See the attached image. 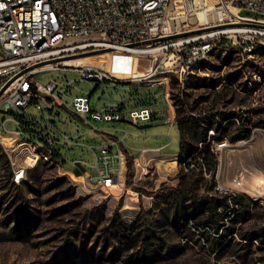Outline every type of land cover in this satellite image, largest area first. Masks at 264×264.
Returning <instances> with one entry per match:
<instances>
[{
    "label": "rangeland",
    "instance_id": "obj_1",
    "mask_svg": "<svg viewBox=\"0 0 264 264\" xmlns=\"http://www.w3.org/2000/svg\"><path fill=\"white\" fill-rule=\"evenodd\" d=\"M99 54L104 51L78 57ZM102 61L93 60L98 67ZM150 65V60L143 58L136 68L144 74ZM154 78L155 86H148L86 81L77 70L37 74L35 80L43 85L55 81L58 92L72 81L62 96L64 103L88 96L94 87L93 111L103 115L112 109L131 112L148 108L158 111V119L155 113L151 121L133 124L96 121L88 116V124L65 107L57 106L60 116L30 108L33 118L53 122L77 144L61 146L65 165L39 162L15 186L9 153L17 147L12 143L14 134L22 128L12 121L17 114L0 109V123L7 120V130L2 131L6 139L0 141V264H264V50L243 56L233 49H216L198 76L185 78L183 84L176 71ZM167 78L171 80L167 82ZM160 81L164 89L156 86ZM165 103L180 118L189 113L196 130L207 136L206 144L212 143L213 148L208 137L211 130L223 132L229 147L214 152L218 161L215 178L209 169L212 156L204 161L201 152L206 147L201 143L191 165L179 163L181 133L178 125L164 123ZM28 122L32 129L25 128L26 135L46 132L44 125ZM75 127L84 137L76 138L79 132ZM192 135L196 136L186 131L184 142H191ZM111 137L124 141L120 149L125 157V188L99 195L94 192L98 172L92 166L99 148L111 145ZM240 140L247 144L239 145ZM88 147L95 148L96 155ZM143 149L149 152L141 157ZM75 160L86 161L91 167L82 166L83 172L96 180L84 184V174L77 175L80 171L72 165ZM171 161L176 162L174 169L169 166ZM242 172L241 189L232 193L218 189H232L233 178ZM224 196L243 199L231 209L219 208L226 226L218 234L209 212ZM245 211L244 217L237 215ZM147 237L151 252L156 253L137 261Z\"/></svg>",
    "mask_w": 264,
    "mask_h": 264
},
{
    "label": "built area",
    "instance_id": "obj_2",
    "mask_svg": "<svg viewBox=\"0 0 264 264\" xmlns=\"http://www.w3.org/2000/svg\"><path fill=\"white\" fill-rule=\"evenodd\" d=\"M201 14L205 15V20ZM221 42L243 56H254L263 51L264 0H0V109L3 107L17 114L18 118L12 121L21 128L24 127L22 119L46 127V132H32L33 136L26 135L22 129L14 134L16 139L12 143L17 147L13 146L9 153L12 181L21 184L29 169L39 162L65 165L61 146L77 144L53 122H45L42 117L33 118L28 113L30 108L60 116L56 112L57 106L65 107L88 124V116L102 122L139 124L151 121L156 113L148 108L131 112L112 109L111 113L102 115L93 111L94 87L88 96L75 97L67 104L62 96H66L72 81L58 92L59 85L55 81L43 85L35 80L37 74L77 70L82 72L83 80L100 84L109 80L153 86L157 74L176 71L179 83L183 84L185 78L198 76ZM106 50L121 56L147 58L151 65L144 77L114 78L90 66L64 64L65 59ZM115 65L117 70L129 67L120 61ZM166 95L164 93V98ZM164 108V123L171 127L176 125L174 109L171 111L167 103ZM6 124L7 120L0 123V141L5 137L2 131L7 130ZM75 129L79 132L76 138L84 137L77 127ZM210 133L214 134L213 131ZM238 143L244 146L247 141ZM123 144L121 141L103 146L99 148L100 155H96L95 148L88 147L96 155V164L92 168L98 172L99 181L94 192L99 195L101 192L113 194L114 189L122 191L125 188V178H121L125 157L120 149L112 156L113 146L120 148ZM228 147L227 141L214 143L217 152ZM114 158H118V168L112 167ZM72 165L77 171H82V166H90L79 160L73 161ZM83 174L84 184L94 181L87 171ZM244 174L233 178L232 189H218L225 193L238 191L243 186Z\"/></svg>",
    "mask_w": 264,
    "mask_h": 264
},
{
    "label": "trees",
    "instance_id": "obj_3",
    "mask_svg": "<svg viewBox=\"0 0 264 264\" xmlns=\"http://www.w3.org/2000/svg\"><path fill=\"white\" fill-rule=\"evenodd\" d=\"M233 49L236 50L232 47H228L225 45L224 42H221L218 44V48L217 49ZM237 52H239L238 50H236ZM240 53V52H239ZM22 122L24 124V127L22 128L23 131H26L25 128H30L29 126H32L28 121H25L22 119ZM176 125H178L179 129H180V133H181V144H180V153L178 155V161L179 163L182 164H186V165H191L192 161L196 159V154L201 150L199 149V143H201V145H204L206 148L204 151L201 152V155L203 156L204 161L209 159V156H212V161L209 163V169H210V173L211 176L213 178H215V174L217 171V167H218V161H217V157L216 154H214V152L216 151L213 147H212V143H207V136L204 137L203 133H199L198 130H196L195 126H194V118L188 113L186 114V116L184 117H179V115L177 114V119H176ZM32 129V128H31ZM186 131H188L189 133L193 134L195 133L196 136H193L192 141L191 142H184L183 137L184 134L186 133ZM213 131V135L208 136L210 137V140H212L213 143L215 142H222V141H226L225 140V136H223V132L219 133V130ZM33 132V131H32ZM199 133V134H198ZM199 137V142L198 144H196L194 141L197 138V136ZM241 141V140H240ZM129 167V171H128V177H127V181L128 183L131 182L132 179V169H131V165L128 164ZM188 172L192 171L193 169L190 170V168H185ZM82 171H80V173H77V175H82ZM16 184L13 183V186H15ZM174 192L179 193L178 190H174ZM181 192V190H180ZM143 194L146 193V195L150 196V197H156L157 195L151 194V193H147V192H142ZM141 193V194H142ZM243 197H235V198H229V196H224L223 199L219 200L217 202V205L215 206V208H212L210 210V214H211V219L213 224L217 227V233L219 234V231L222 227L226 226V224L223 222L222 216L221 214L218 212L219 208L223 207L225 210L226 209H231V207H233L234 205L238 206L241 201H242ZM122 205L120 204L118 207V210L121 209ZM238 212V211H237ZM248 213L247 211H245L244 213L239 212L237 215H240L242 217L245 216V214ZM230 216H228L227 218H229ZM127 227V226H126ZM141 235L136 236L135 240H139ZM222 238V237H220ZM134 240V239H133ZM128 242H130V240H128ZM143 247L142 250L137 252V261H145L147 260L152 254L151 253H156L151 252L150 250V243H149V237H147L146 239L143 240ZM137 244H133L132 247H136Z\"/></svg>",
    "mask_w": 264,
    "mask_h": 264
},
{
    "label": "bare ground",
    "instance_id": "obj_4",
    "mask_svg": "<svg viewBox=\"0 0 264 264\" xmlns=\"http://www.w3.org/2000/svg\"><path fill=\"white\" fill-rule=\"evenodd\" d=\"M202 20H205V15H200ZM107 58V61H102V59ZM93 60H100L102 61V66L98 67L95 65ZM124 62L126 66H129L131 68V71H127L128 67L124 68L123 70H116L114 69V64L117 62ZM139 61V58L137 56H121L117 52H114L112 50H106L104 51V54H99L93 57H81V58H73V59H65L64 64L68 66H76V67H84V66H90L95 69H100L102 71H105L106 73L116 76L118 78H131L132 75L134 77H144L145 75L140 73L139 70L136 68V64ZM113 64V65H112ZM173 111V109H172ZM6 139V137H4ZM3 139V140H4ZM143 155H145V152H143ZM169 166L173 169L176 167V162L171 161L169 162ZM125 168V162L122 163V168ZM122 173V171H121ZM121 178L123 179V176L121 174Z\"/></svg>",
    "mask_w": 264,
    "mask_h": 264
},
{
    "label": "crops",
    "instance_id": "obj_5",
    "mask_svg": "<svg viewBox=\"0 0 264 264\" xmlns=\"http://www.w3.org/2000/svg\"><path fill=\"white\" fill-rule=\"evenodd\" d=\"M156 86H159V87H161V88H163L164 89V86H162L161 85V83L160 84H157ZM156 118L158 119V111H156ZM112 142H116V143H118V142H121V140H119L118 138H114V137H111V143ZM120 148H118V146H113V148H112V156H115V155H117V152H118V150H119ZM121 150V149H120ZM143 150H146V151H144L145 152V154L146 153H148L149 151L147 150V149H143ZM159 152V149L157 150V151H154V153H158ZM178 156V155H177ZM142 157V156H141ZM112 167H115V168H118L119 167V162H118V158H114L113 160H112ZM124 167L122 168V176H124ZM88 172V171H87ZM73 174V173H72ZM89 174V173H88ZM94 180H96L95 179V177H94Z\"/></svg>",
    "mask_w": 264,
    "mask_h": 264
},
{
    "label": "water",
    "instance_id": "obj_6",
    "mask_svg": "<svg viewBox=\"0 0 264 264\" xmlns=\"http://www.w3.org/2000/svg\"><path fill=\"white\" fill-rule=\"evenodd\" d=\"M114 69L117 70L116 65L114 64ZM127 71H131V68L128 67Z\"/></svg>",
    "mask_w": 264,
    "mask_h": 264
}]
</instances>
